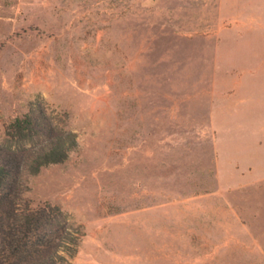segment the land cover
<instances>
[{
  "label": "rangeland",
  "instance_id": "1",
  "mask_svg": "<svg viewBox=\"0 0 264 264\" xmlns=\"http://www.w3.org/2000/svg\"><path fill=\"white\" fill-rule=\"evenodd\" d=\"M32 102L78 134L22 175L72 264H264V0H0V141Z\"/></svg>",
  "mask_w": 264,
  "mask_h": 264
},
{
  "label": "trees",
  "instance_id": "2",
  "mask_svg": "<svg viewBox=\"0 0 264 264\" xmlns=\"http://www.w3.org/2000/svg\"><path fill=\"white\" fill-rule=\"evenodd\" d=\"M79 145L78 134L59 126L32 102L0 141V264H72L85 230L59 205L23 197L22 175L61 163Z\"/></svg>",
  "mask_w": 264,
  "mask_h": 264
}]
</instances>
